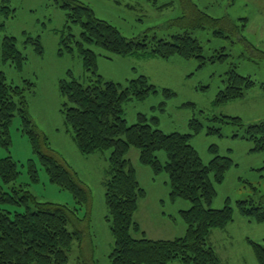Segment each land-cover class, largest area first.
I'll return each mask as SVG.
<instances>
[{
  "label": "rangeland",
  "instance_id": "obj_1",
  "mask_svg": "<svg viewBox=\"0 0 264 264\" xmlns=\"http://www.w3.org/2000/svg\"><path fill=\"white\" fill-rule=\"evenodd\" d=\"M79 1L89 6L97 18L115 26L124 37L145 41L149 47L153 38L170 40L173 34L184 32L179 18L187 12L188 2L218 19L205 23L202 28L188 30L202 47L203 62L179 56L105 58L104 51L88 46L97 53V73L104 81L119 83L124 88L129 80L144 75L148 83L156 86V93L142 99L131 98L122 104L127 125L137 122V115L142 114L150 119L148 122L154 118L151 125L163 133L193 134L189 122L197 120L202 127L189 142L201 160L207 163L216 155L231 158L223 181L214 183L216 194L209 207L221 208L227 199L234 207L236 201L264 196V147L253 150L254 139H249L246 132L248 124L264 120V0H157L156 5L142 0ZM63 3V0H0V7L5 4L14 9L13 16L7 18L0 11V23L4 22L0 26V70L8 82L25 88L27 110L36 130L46 135L52 154L76 172L82 185L90 191L89 215L80 224L84 239L80 248L74 240L68 263L82 264L83 260L90 263V254L94 264H110L112 235L106 220L104 181L108 176L111 149L80 154L72 129L65 122L59 80L72 77L87 85L91 74L85 70L74 42L69 43L74 51L59 54L63 38H81L80 25L69 21L61 7ZM4 35L14 36L17 48L26 57L21 69L2 60ZM33 39L39 40L41 52L36 51ZM232 69L250 77L254 85L247 88L241 98L219 103L216 95L225 88ZM28 80L35 84L31 89H27ZM163 89L173 94L165 95ZM228 117H238L242 124ZM20 125L21 119L16 115L9 127L10 144L5 147L0 141V156L10 155L20 172L17 184L25 185L39 201L73 206L72 194L48 180ZM155 155L164 165L166 153L158 150ZM30 158L35 160L38 169L35 182L30 181L26 173V162ZM125 158L131 162L138 184L145 191L138 198L133 215L139 230H131L132 236L139 238L143 232L150 239L182 236L186 226L179 212L189 208V201L170 199L167 173L164 170L154 173L149 165L142 164L137 148L131 146ZM85 211L82 208L79 216ZM263 238L264 223L249 221L234 208L233 220L224 228L215 229L210 243L221 264H256L247 240L261 243Z\"/></svg>",
  "mask_w": 264,
  "mask_h": 264
},
{
  "label": "trees",
  "instance_id": "obj_2",
  "mask_svg": "<svg viewBox=\"0 0 264 264\" xmlns=\"http://www.w3.org/2000/svg\"><path fill=\"white\" fill-rule=\"evenodd\" d=\"M7 0H4V2ZM153 5L157 0H142ZM61 7L71 23L81 27L80 39L61 41L63 51L75 49L81 55L82 64L91 74L89 84L83 85L74 78L60 79L58 89L63 96L65 122L71 127L77 150L82 155L111 149L108 158L107 178L104 181V202L108 210L106 220L112 235V249L108 254L110 264H221L210 243V235L215 229L224 228L233 220L234 208L249 221L264 223V196L255 200H239L233 207L226 200L221 208H211L216 194L214 183H221L232 160L227 156H214L207 163L199 157L189 142L202 125L199 121H190L193 134L172 132L163 133L148 122L146 116L137 115L138 121L127 125L123 116L122 104L131 98L142 99L156 93L154 84L147 77L139 75L129 80L126 87L113 81H104L97 73V53L88 45L104 51L105 58L115 55L156 56L168 59L179 56L184 59L198 58L204 61L202 47L197 39L188 33L189 29L202 28L205 23L215 19L192 2L185 6V13L179 18L184 32L176 33L170 40L153 38L149 47L145 41H135L124 37L108 21L97 18L93 10L79 0H63ZM119 3L120 0H115ZM5 18L13 16L14 9L2 4L0 7ZM4 22L0 23L3 26ZM215 33H218L215 32ZM14 36L4 35L1 41V57L5 62L21 69L26 57L17 48ZM36 41V51L41 52V44ZM227 78L225 88L218 92L219 103L241 98L244 91L254 85L250 77L237 73L234 69ZM27 81V89L34 87ZM165 95L173 93L163 89ZM25 88L6 80L0 70V141L7 147L10 142L9 127L13 118L21 119L20 129L30 143L32 152L48 176V180L59 188L68 190L74 205L39 201L23 184H17L19 170L10 155L0 156V264H69V253L74 240L79 248L84 239L80 224L89 215L90 191L82 185L76 172L54 156L53 150L43 133L36 130L27 110ZM232 122L240 123L238 117H228ZM246 132L254 139L253 150L264 147V120L248 124ZM139 150V160L149 165L154 173L164 170L169 179L172 200H188L189 208L179 212L185 223L182 236L173 239H150L142 234L135 238L131 230L138 231L139 226L133 220L138 198L144 190L138 184L135 169L125 158L130 147ZM163 150L167 160L162 165L155 155ZM26 173L30 181H37L38 169L34 159L26 162ZM11 185V186H9ZM21 207L22 209H17ZM86 211L79 216V211ZM253 251L256 264H264V238L261 243L247 240ZM90 263L94 264L89 254Z\"/></svg>",
  "mask_w": 264,
  "mask_h": 264
},
{
  "label": "crops",
  "instance_id": "obj_3",
  "mask_svg": "<svg viewBox=\"0 0 264 264\" xmlns=\"http://www.w3.org/2000/svg\"><path fill=\"white\" fill-rule=\"evenodd\" d=\"M185 206H187V204H186V205H184V207H185ZM173 264H180V263H178V262H175V263H173Z\"/></svg>",
  "mask_w": 264,
  "mask_h": 264
}]
</instances>
